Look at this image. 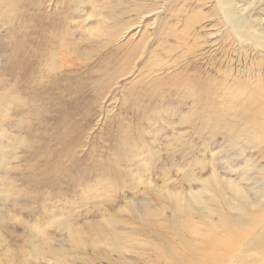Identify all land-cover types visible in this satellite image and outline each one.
<instances>
[{
  "label": "rangeland",
  "instance_id": "1",
  "mask_svg": "<svg viewBox=\"0 0 264 264\" xmlns=\"http://www.w3.org/2000/svg\"><path fill=\"white\" fill-rule=\"evenodd\" d=\"M262 46L217 0H0V264L261 259Z\"/></svg>",
  "mask_w": 264,
  "mask_h": 264
},
{
  "label": "bare ground",
  "instance_id": "2",
  "mask_svg": "<svg viewBox=\"0 0 264 264\" xmlns=\"http://www.w3.org/2000/svg\"><path fill=\"white\" fill-rule=\"evenodd\" d=\"M250 2L252 3V1H250ZM217 3H218L219 9L221 10V12H222V14L224 16V19H225L226 23L232 29H234L235 32L245 36L248 40H252V41H254L256 43H259V44L263 45L262 47H264V31L259 30L258 34L254 33V31L253 32L250 31V29L255 24L254 23L251 24L252 17L249 16L250 14L249 15L247 14V12L249 10V5L248 4H245V3H242V2H241V4H239V1H236V0H217ZM251 16H252V14H251ZM256 23H258V22H256ZM255 26H254V28H257ZM257 30H258V28H257ZM256 86L259 87L260 85L259 86L256 85ZM259 88L260 89L261 88L264 89L263 86L262 87L260 86ZM256 90H255V93H256ZM260 92H259V96L263 93V92L262 93H260ZM252 94H250V95H252ZM252 96L254 98L253 102L255 103L256 108H254L255 110H252V109L251 110L254 111L255 114L257 113V114H259V115L264 117V100H263V96L264 95L263 96L261 95L262 97H258V95H256V96L252 95ZM253 102H251V103L253 104ZM249 108H252V107H249ZM235 190L237 192H239L238 189L235 188ZM198 197L199 196H197V195H193V196H190V199L191 200H195ZM183 222H185V221H183ZM188 222H189V220L187 219L186 223H188ZM225 222H227V221H225ZM186 226H188V225H186ZM226 230H227L226 231V238H224L220 244L216 245L212 241H208V242H206L204 249L201 252L196 253L195 255H190V259L188 261L184 260L181 256L180 257L182 259H178V257L176 256L177 257L176 261H173L174 264H196L197 262H199L201 264H211L210 263V259L213 260V263H218V261L220 262L221 260L226 259L229 256V254H230V253L228 254V251L229 250L232 251L231 248H233L234 246L238 245V244H236V245L233 246V244L235 242H233L231 240V239H233V233H232L233 228H227ZM213 236H215V235H213ZM214 238L211 237V238H208V239L211 240V239H214ZM206 246H210L211 249H207ZM241 246H242V249H243L244 252H246L245 250H247L248 248L252 247V248L257 249L258 253L264 254V239L262 238V235H260V234L248 238L246 241L241 243ZM187 254H189V253H187ZM221 257H224V258L221 259ZM241 257H243V255ZM243 258H240V259L243 260ZM169 260H171V259H169ZM252 264H264V255L262 256L261 259H256V257H254Z\"/></svg>",
  "mask_w": 264,
  "mask_h": 264
}]
</instances>
